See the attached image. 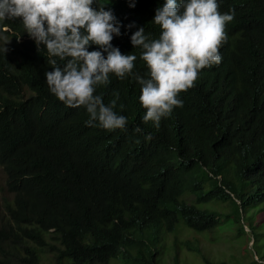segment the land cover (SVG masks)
Segmentation results:
<instances>
[{
	"label": "trees",
	"instance_id": "trees-1",
	"mask_svg": "<svg viewBox=\"0 0 264 264\" xmlns=\"http://www.w3.org/2000/svg\"><path fill=\"white\" fill-rule=\"evenodd\" d=\"M97 2L122 22L111 43L135 53L134 71L146 74L130 35L143 26L158 37L153 0H135L134 7L129 0ZM230 8L235 16L225 26L220 63L200 70L193 86L179 93L183 105L158 127L141 119L145 109L133 78L110 73L109 83L96 88L106 104L119 94L116 111L128 117L127 130L86 125L84 107L66 106L45 80L50 60L62 66L67 58L50 56L33 39L18 43L26 32L19 18L0 22L6 37L0 42V162L15 194L0 231V245L7 241L0 264H39L44 249L55 253L57 264L120 258L164 264L169 234L203 236L236 226L239 237L247 215L264 219V0H219V11ZM4 26L12 34L2 32ZM136 125L151 138L134 133ZM210 203L232 211L204 207ZM195 243L175 238L170 264H181V249L212 264Z\"/></svg>",
	"mask_w": 264,
	"mask_h": 264
},
{
	"label": "clouds",
	"instance_id": "clouds-1",
	"mask_svg": "<svg viewBox=\"0 0 264 264\" xmlns=\"http://www.w3.org/2000/svg\"><path fill=\"white\" fill-rule=\"evenodd\" d=\"M152 5V22L160 29L158 37L146 33L143 26L130 35V43L141 49L140 57L147 67L143 75L134 71L135 53H122L111 43L114 35H121L122 22L112 8L97 0H0V22L19 18L27 33L17 36L18 43L33 39L50 56L67 58L62 66L50 60L52 70L45 71V80L49 92L66 106L84 107L86 125L127 130L128 117L116 111L119 94L106 104L96 93L99 85L109 83L111 73L118 79L131 77L139 84L138 100L145 109L141 119L158 127L173 107L183 105L179 93L193 86L200 70L220 63L218 49L235 10L219 11V0H153ZM128 6L134 7L135 0H129ZM134 24L123 27L127 30ZM2 32L10 30L4 26ZM4 39L0 32V42ZM92 44L98 47L89 50ZM133 132L151 138V133L139 125ZM5 168L0 162L5 191L10 196L4 199L6 216V207L15 206V194L7 186Z\"/></svg>",
	"mask_w": 264,
	"mask_h": 264
},
{
	"label": "rangeland",
	"instance_id": "rangeland-1",
	"mask_svg": "<svg viewBox=\"0 0 264 264\" xmlns=\"http://www.w3.org/2000/svg\"><path fill=\"white\" fill-rule=\"evenodd\" d=\"M10 196L5 191V176L0 170V231L6 230V217L4 215L5 203L4 199ZM210 210H216L222 214L230 213L232 208L229 204L210 203L204 206ZM254 212V211H253ZM252 212V213H253ZM256 214V213H255ZM247 215L246 218L241 220V226L244 233L237 237V227H225L223 230L215 229L214 231L205 233L203 236H195L192 233L181 231L177 236L169 234L167 237V254L164 264H170L172 256V249H169L172 241L177 238L178 243L181 245L186 240H196V245L199 246L202 254L210 259L212 264H264V219L260 214ZM46 240L55 245L57 241H51L48 237ZM7 241L0 245V260L5 258L3 254L6 252ZM39 264H57L55 260V253L50 252L48 249L38 251ZM181 264H205L202 257L193 251L181 249L179 251ZM11 259V257L7 256ZM13 263H18L19 259H13ZM61 264H71L69 259L64 260ZM110 264H126L120 258L112 260Z\"/></svg>",
	"mask_w": 264,
	"mask_h": 264
}]
</instances>
